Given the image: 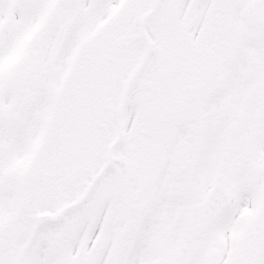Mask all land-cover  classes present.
Instances as JSON below:
<instances>
[{
    "label": "snow or ice",
    "instance_id": "1",
    "mask_svg": "<svg viewBox=\"0 0 264 264\" xmlns=\"http://www.w3.org/2000/svg\"><path fill=\"white\" fill-rule=\"evenodd\" d=\"M0 264H264V0H0Z\"/></svg>",
    "mask_w": 264,
    "mask_h": 264
}]
</instances>
